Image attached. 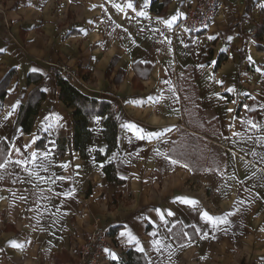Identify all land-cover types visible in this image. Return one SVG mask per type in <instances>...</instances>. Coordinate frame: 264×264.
Here are the masks:
<instances>
[{
    "label": "crops",
    "instance_id": "obj_1",
    "mask_svg": "<svg viewBox=\"0 0 264 264\" xmlns=\"http://www.w3.org/2000/svg\"><path fill=\"white\" fill-rule=\"evenodd\" d=\"M193 1L0 0V81L12 74L0 98V264H76L97 219L109 231L106 264H125L129 249L147 264H264V35L253 37L264 0H224L192 34L178 22ZM49 62L77 71L85 95L122 99L117 114L110 103L109 151L97 112L87 155L75 149L73 108ZM35 85L44 98L25 132L15 122ZM109 163L120 183L106 178Z\"/></svg>",
    "mask_w": 264,
    "mask_h": 264
},
{
    "label": "trees",
    "instance_id": "obj_2",
    "mask_svg": "<svg viewBox=\"0 0 264 264\" xmlns=\"http://www.w3.org/2000/svg\"><path fill=\"white\" fill-rule=\"evenodd\" d=\"M155 4H152V9L156 10ZM258 25L255 28L253 33V37L258 42L262 41L264 35V10L261 12V17L258 21ZM258 49H262L260 44L257 45ZM220 58L217 62H221ZM55 72V83L56 86L59 87L60 90V99L65 102L68 106L73 108L72 111V120L73 127L75 130L73 137V144L76 150L80 152L82 156L87 155V140L91 135L90 129H88V117L90 114L94 112L103 114H107V119L105 121V137L108 143V151L115 146V119L113 118V114H111L110 110V101L99 100L96 98L89 97L82 93L79 88L74 86V84L69 80L68 77L61 75V73L57 70ZM12 74L7 73L5 77L0 81V98L4 97L6 94V86L11 79ZM30 81V78H29ZM44 98V93L41 90V87L35 85V88L28 94L27 99L24 104L19 108L17 119L15 122V127H22V130L25 132H29L33 119L35 117V113L38 111L39 101ZM8 150V146L5 142H0V163L6 156ZM96 157L100 158L101 156L96 153ZM103 172L106 175V178L110 180H115L117 183H120L116 172L115 165L113 163L105 164L103 166ZM127 261L125 264H147V259L145 255L135 250L129 249L127 251ZM110 264H118L115 262H111Z\"/></svg>",
    "mask_w": 264,
    "mask_h": 264
},
{
    "label": "built area",
    "instance_id": "obj_3",
    "mask_svg": "<svg viewBox=\"0 0 264 264\" xmlns=\"http://www.w3.org/2000/svg\"><path fill=\"white\" fill-rule=\"evenodd\" d=\"M224 0H194L186 7V12L178 22L179 26H183L190 33H199L204 31L209 23L218 15ZM0 16L2 23L8 26V16L5 14L4 8L0 6ZM49 67L57 70L68 77L75 86H84L83 81L72 67L66 63H51ZM123 107L122 99H116L111 103V110L117 114ZM109 231L95 220L92 228L85 233L81 243L78 244L76 253V264H106L108 247L110 246Z\"/></svg>",
    "mask_w": 264,
    "mask_h": 264
},
{
    "label": "snow or ice",
    "instance_id": "obj_4",
    "mask_svg": "<svg viewBox=\"0 0 264 264\" xmlns=\"http://www.w3.org/2000/svg\"><path fill=\"white\" fill-rule=\"evenodd\" d=\"M132 5L131 4H129L128 5V7H131ZM114 7H117V8H119V5H114ZM144 13L143 12H141V13H138V15H143ZM172 20H175V17H173L172 18ZM165 23H167V24H171V21H165ZM0 51H2V50H0ZM228 91H232V89H228ZM149 99H151V97H149ZM13 107H15V106H13ZM247 107V106H246ZM229 111H231V109H229ZM250 125H251V127L252 128H257L258 126L255 124V123H252L251 121H249L248 122ZM126 127H128L130 130H132L133 132H135L137 135H138V138H140V139H144L145 138V136H143V135H139L140 133H142L144 130L143 129H141V128H138L135 124H128V125H126ZM152 135H154L153 133H149V134H147V136L150 138ZM234 135H236V133H234ZM158 155H162L161 153H157ZM32 156H33V159H35V157H36V154L35 153H33L32 154ZM47 156V154H45V157ZM7 163H9V161H5V164H7ZM15 163L16 164H22V163H31V161H15ZM171 163L172 164H177V163H179L177 160H171ZM5 164H0V168H3V167H5ZM41 166H43V164H41ZM185 167H187V165H184ZM183 202L184 203H186V204H192V205H195L196 203H197V201H195V200H190V199H187V198H184L183 199ZM169 215H171V213H169ZM227 215L228 214H225L224 216H222V217H218V216H212V215H210L208 212H206V211H204V212H201V217L204 219V220H206V221H208V222H210V223H212V224H225V223H227L228 221H227ZM197 231H199V230H197ZM122 235H123V233H122ZM206 235V234H205ZM133 239H134V237H132ZM157 243H159V241H157ZM14 246H18V245H14ZM113 258H115V256L113 255Z\"/></svg>",
    "mask_w": 264,
    "mask_h": 264
},
{
    "label": "rangeland",
    "instance_id": "obj_5",
    "mask_svg": "<svg viewBox=\"0 0 264 264\" xmlns=\"http://www.w3.org/2000/svg\"><path fill=\"white\" fill-rule=\"evenodd\" d=\"M193 260V259H192ZM192 260H190V262H186V264H225L222 257L221 256H215V258H211L210 259H205L204 261L202 260V258H196L195 261L192 262ZM238 262V258L235 260L234 256H233V260L231 261H227L226 264H237ZM242 261H240V264H250L249 261H246V259H244V261L241 263Z\"/></svg>",
    "mask_w": 264,
    "mask_h": 264
}]
</instances>
